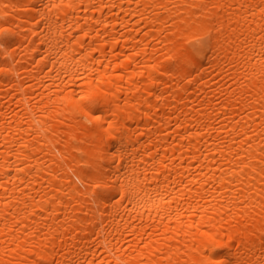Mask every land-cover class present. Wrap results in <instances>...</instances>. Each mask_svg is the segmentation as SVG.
I'll use <instances>...</instances> for the list:
<instances>
[{
  "label": "bare ground",
  "instance_id": "obj_1",
  "mask_svg": "<svg viewBox=\"0 0 264 264\" xmlns=\"http://www.w3.org/2000/svg\"><path fill=\"white\" fill-rule=\"evenodd\" d=\"M0 264H264V0H0Z\"/></svg>",
  "mask_w": 264,
  "mask_h": 264
}]
</instances>
